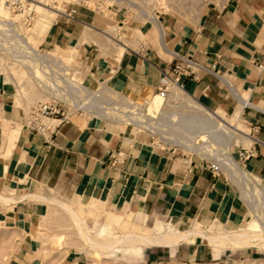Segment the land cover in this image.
I'll list each match as a JSON object with an SVG mask.
<instances>
[{"label": "crops", "instance_id": "crops-1", "mask_svg": "<svg viewBox=\"0 0 264 264\" xmlns=\"http://www.w3.org/2000/svg\"><path fill=\"white\" fill-rule=\"evenodd\" d=\"M124 12L117 10L114 16L121 32L132 36L120 58L115 49L103 55L99 44L107 43L98 27L103 23L81 9L73 10L75 20L65 16L50 24L47 33L50 25L44 23L41 46L55 53L74 50L86 87L105 85L134 100L156 93L176 56L192 60L199 68L181 78L183 90L210 111L232 115L239 109L251 140V155L242 168L264 190V0H229L189 18L164 15L160 27L128 19ZM86 27L95 33L88 31V39ZM18 87L11 72L0 69V194L11 189L15 197L53 192L85 211L131 215L148 229L230 232L245 222L247 204L230 172L197 154L161 144L152 133L132 125L99 123L80 115L47 126L28 112ZM34 200L23 198L13 205L0 200V232L19 240L8 264H41L34 226L48 204ZM200 240L192 236L172 247H145V261L213 260L209 245Z\"/></svg>", "mask_w": 264, "mask_h": 264}, {"label": "rangeland", "instance_id": "rangeland-1", "mask_svg": "<svg viewBox=\"0 0 264 264\" xmlns=\"http://www.w3.org/2000/svg\"><path fill=\"white\" fill-rule=\"evenodd\" d=\"M18 1L24 2L26 4L25 8L27 11L24 13L21 11L11 12L8 5L7 21L10 20L11 24L6 22L8 25L6 24L5 26L3 25L0 27V33H1L0 34V69H2L4 72H11L13 77L16 79L17 83L19 82V87H18L19 95L21 96V98H24L28 102L29 113H31V111L35 107H37L39 103H44L46 101L47 102L57 101L56 98L59 99V97L65 96L67 94V89L69 90L71 87H74V93L72 91V95H71L73 98L72 101H74L73 103H75L76 106H80V108L85 104H88L89 106L91 105L90 103L97 104L99 100H100L99 103L105 104L106 107L111 106L113 102L115 103L120 102L119 99L120 95L117 94L116 92L112 93L113 91H111V89H109L105 85L91 87V88L86 87L83 81L82 67L81 64L79 63V60L77 59V55H78L77 52H75L72 49H67L66 51H60V53H55L51 49L42 47L41 44L43 43V38L47 33L48 29L51 27V25L55 21H58L59 19L65 17L64 14L73 12V10L75 9L85 10L97 16L98 19H100L103 23L101 26L98 23V27L103 28L102 31L106 32L113 29L116 40H118L121 43H126L127 41L130 40L129 38H131L132 35L127 34L126 32H121V30L118 28L117 20L115 19L114 16L117 10H120V12L125 11L124 14H127L125 10L127 9V6L125 4L113 3L111 0H80V1L42 0L43 4L47 8L53 9L57 7L59 9L60 7H62L65 10L64 14H59L53 22H50L49 18H43L42 9L40 8V6L37 7L35 5V3L38 2L39 0L38 1L18 0ZM208 1H212V0H208ZM5 3H7V0H5ZM194 10L195 9H193V11ZM29 13H31L30 17H33V20L30 21L28 25L23 26L25 20L24 17ZM132 15L133 14H129V16L127 15V18L130 19ZM44 23L51 25L46 27V29H44L46 33L41 37H39L37 31L42 30L43 28L42 25ZM7 27L11 30H9ZM93 31L92 33L95 34ZM22 32L26 33L25 37L28 39V42L29 43L32 42L31 44L34 46L36 50H39V52L41 51L40 52L41 54H46L55 57L54 58L55 60L52 59L53 61L46 63L47 64L46 68L45 66L43 67L42 62L38 61L36 58H35L36 62L37 61L39 62L37 64L35 60L34 61L29 60V62H27L28 66L27 65L26 66L29 69L31 67L32 68L35 67L33 69L35 73L31 71L33 75L35 74L34 79L32 78L29 72L30 70L27 71L28 69L22 64H20L17 59V58H23V59L25 58L24 60L28 61L26 59L28 55H29V59L31 58L34 59L32 52L30 54V52L28 51L29 53L26 55L27 50H25L24 44L21 45L22 43L18 42L19 38L22 36ZM17 34L19 36H17ZM102 35L103 37L105 36L103 32ZM104 39L107 44L103 46L99 44V46L103 50L102 52L103 55L107 56L108 52H111L115 48L114 47L115 45L113 44L112 41L106 39V37H104ZM30 61L31 64H29ZM57 62H59L60 68L58 72L60 73V76L57 75L58 73L56 68L58 66ZM49 72H50V77L49 74L47 75V73ZM79 85H82L85 88L84 87L81 88ZM88 90L91 91V95L90 93H88ZM33 91L37 93H34ZM59 93L61 95H59ZM170 94L171 92L168 89L167 90L157 89L156 93L153 94L150 98L141 101L146 102L152 100L154 96H162L164 98V102L161 110L166 112L167 115H175L182 119L183 118L192 119L196 115L197 116L196 118H198L196 120H202L203 114H199V112L194 109L193 105H191L190 102L186 100L185 97H183V95L181 98L179 97V95L172 96ZM122 97H124V95H122ZM74 98L75 100L76 98L79 99V101L76 100L75 102ZM126 103L130 105L135 104V102H133L132 100ZM75 104L73 105L75 106ZM60 105L65 111V116L68 119L81 115L92 121H96L99 123H108L111 125L122 126L121 124L117 123L118 122L117 117H111V121L110 119L109 120L97 119L79 108L74 109V107H71L64 102H61ZM226 116L229 117L230 115H226ZM114 119L117 121H114ZM41 120L43 123L44 119ZM112 121L115 123H112ZM240 122L241 125L239 126V128L241 127L240 129L242 131H244L246 134H249V130L243 124L242 120ZM221 133L223 135L226 134L224 132ZM152 135L155 137L157 142H160L161 144H167L168 146L174 147L176 149L182 148V147L180 148V146L176 145L175 143L169 142L166 139L159 138L157 135L154 134ZM227 136H229L227 153L230 156H232L242 166L243 159L241 158V153H243L244 151H249L251 142L250 143L244 142V139L241 137V135L238 134L232 133V135L227 134L226 137ZM196 140L197 139L195 138L192 141L196 142ZM184 151L188 152L187 150ZM189 153L193 154V152L191 151ZM203 160L206 162L208 161L207 163L209 165L214 166L223 172L226 171L225 173H227V170L221 165L218 166L216 162H215L216 164L215 163L213 164L214 162L213 160L207 158H203ZM240 189H242L241 186ZM241 193L243 195V198L245 199V203L247 204L248 213L245 222L241 227H239V229L244 227L246 223L249 222L252 218L250 214L251 204L249 197L248 195H246V193L243 190H241ZM50 194H53L52 196H55L57 198L59 197L61 200H65L69 202V204H71L74 207H81L76 205L75 203H72L66 197L59 196L53 192H51ZM48 207L49 205H47V207L44 209L45 212L47 211V213H45L46 215H44L43 218L41 217L38 218L36 221L37 223L34 226L35 229L33 228L36 231V233H34L33 236L37 237V242L42 248L41 264H152L150 262L145 261L144 254L142 258L138 261L137 260L133 261L131 259H128L125 256H123L121 253H117L116 256L109 258L96 255L89 248L82 246V243L79 242V240L77 239V236L73 231V228L70 227L72 230L68 229V226H70L71 221L69 218H67L68 216L65 214V212L60 209L58 210L57 208L54 209L52 207L49 208ZM257 207L258 206L255 207L256 208L255 211L257 210ZM89 212L85 213V218L88 221L89 227L93 231H96L98 227L106 226L107 224H110L114 229H119V230L123 229L122 231H126V232L130 230L134 231L135 229L142 227L140 225L141 221L140 220L136 221L131 215L128 216L113 215V214L102 215L101 213L95 214L96 213L95 211L94 214H91ZM122 220H127V222H123ZM122 222L126 226L122 224ZM150 225L151 224L148 223V226ZM18 241L19 240L17 239V236L15 237V234L10 232H0V264H8L11 261V259H13L14 253L17 251L16 243ZM199 242L202 243V245H209L210 248H207V250L213 252V260L209 259L210 261H207L206 258L204 262L203 261L195 262L191 260L185 261V260L177 259L176 257H171L162 264H264L263 249L250 247L249 249L246 250L236 251L233 248L228 247L229 250L222 249L221 250L222 252L220 251V253L217 255L218 257H216L214 256L215 253L212 246H210L208 242H206L205 240L204 241L200 240Z\"/></svg>", "mask_w": 264, "mask_h": 264}, {"label": "bare ground", "instance_id": "bare-ground-1", "mask_svg": "<svg viewBox=\"0 0 264 264\" xmlns=\"http://www.w3.org/2000/svg\"><path fill=\"white\" fill-rule=\"evenodd\" d=\"M74 1H80V0H74ZM111 1L113 3L125 4L127 3L128 0H111ZM8 5L9 4L5 3V0H0V27L3 25L5 26L7 24L6 22L11 24L10 20L7 21ZM35 5L37 7L40 6V8L42 9L43 18H49L50 22H53L59 14L65 13L64 8L62 7H60L59 9L57 7L53 9L47 8L43 4L42 0L36 2ZM148 20L154 23L156 26L160 27L159 21L157 20L156 17L150 16ZM86 28L87 30L84 36L86 39H88L89 38L88 31H93L94 28L93 29L90 27H86ZM37 32L39 37L44 35V33L41 30ZM103 33L106 39L113 42V44L115 45L114 46L115 56L117 58H120L128 46H126L125 43H121L118 40H116L113 29ZM17 36L19 35L17 34ZM25 36L26 33L22 32V36L19 38L18 42L19 43L21 42L22 43L21 45L24 44V48L25 50H27L26 55L29 52L30 54L32 52L34 59L33 58L29 59V55L26 58L28 61H25L24 60L25 58L24 59L17 58V59L20 64H22L28 69L27 71L30 70L29 72L32 78L34 79L35 74L33 75L31 71L34 72L33 69L35 67L34 68L31 67L29 69L27 67L28 66L27 62H29V60L31 61L35 60L36 62L37 59L38 61H41L43 67L45 66L46 68L47 66L46 63L53 61L52 59H54L55 57L46 54H41L40 53L41 51L39 52V50H36L34 46L31 44L32 42L29 43L28 39ZM31 61L29 64H31ZM38 61L36 62V64L39 63ZM48 74L50 77V72L47 73V75ZM167 89L171 92L170 95L172 96L179 95V97L182 98L183 95V97H185V99L188 100L191 105H193L194 109L197 110L199 114H203L202 120H196L198 119L196 118L197 117L196 115L194 116L195 118L193 117L194 119L192 117H191L192 119L189 118L182 119L175 115H167L166 112L161 110L164 102V98L162 96H154L152 100L145 102L141 100L139 101L134 100L127 96L122 97V95H120L119 97L120 102L118 103L113 102L112 104L110 103L111 106L109 107H106L105 104L99 103L100 102L99 100L97 104H92L89 102L91 104L90 106L88 104H85L80 108V106H76V104L73 103L74 101H72L73 98L71 95H72V91L74 93V87H71L69 90L67 89V94L65 96L59 97V100H62L64 103L68 104L69 106L74 107V109L79 108L95 118H99L103 120L110 119L111 121V117H117L118 119L117 123L121 124L122 126L132 125L138 130L148 131L154 135H157L159 138L166 139L171 143H175L176 145L180 146V148L182 147L181 149L183 150H187L188 152L191 151L199 155L200 157L213 160L214 161L213 164L216 162L218 166L221 165L222 167H224L228 172L234 175L235 180L240 184L242 188L241 190H243L246 193V195H248L250 200V204H251L250 214L252 218L241 229L230 232L227 231L180 232L175 229H167L160 226H156L154 229L140 227L135 229L134 231L130 230L126 232V231H122L123 229L122 230L114 229L110 224H107L106 226H100L97 228L96 231H93L89 227L88 221L85 218V213L89 212V210H87L88 207H85L87 210L85 211L83 207H74L71 204H69V202L65 200H61L59 197L57 198L52 195L51 196L42 195L40 194L41 192L26 194V195H23L22 193L23 196L19 197L18 195V197H15V195L13 194L15 192H12L13 190L11 189V192H9L8 194L7 193L0 194V200H2L5 203V205H7L8 203L15 204L17 200H21L23 198H31L32 200L34 199L36 201L38 200V202L41 201L45 205L48 204L49 207H52L54 209L57 208L58 210L59 209L63 210L65 214L68 216L66 217L69 218L71 221V224L70 226H68V229L73 228V231L75 232L79 242L82 243V246L89 248L96 255L103 256L105 258L114 257L116 256L117 253H121L123 256H125L128 259H131L133 261L134 260L138 261L142 258L143 250L145 247L152 245H163L166 247H172L177 243H179V241L188 239L189 237L192 236L201 237L206 242H208L212 246L215 253L214 256L216 257H218L217 255L220 253L222 249L228 247L233 249H247L250 247H256L264 250V190L259 186V184H257V182L252 181L249 178L250 176L242 168V166L232 156H230L227 153L228 139H229V136L226 137L227 134L232 135V133H234L241 135V137L244 139V142L246 143H250L251 141L248 134L242 131L240 129L241 127L239 128V126L241 125L239 109H237L235 113L227 117L226 114L223 113V111H218V112L210 111L205 107H203L201 104L192 100V98L190 99L186 95L185 91L178 85L169 84L167 86ZM88 93H90L91 95V91L88 90ZM59 95L61 94L59 93ZM131 100L135 102V104H133L134 106L126 103ZM73 104H75V106ZM114 121L117 120L114 119ZM57 122L58 121L52 119L43 120V123L47 126L51 124H55ZM112 123L115 122L112 121ZM221 132L226 133L224 134L225 136ZM195 138L197 140L196 142H193L192 140ZM256 206L258 207L257 210L255 211ZM8 209H11V207L9 206ZM45 213H47V211ZM89 213L94 214V211L90 209ZM122 221L127 222V220H122ZM123 222L122 224H124Z\"/></svg>", "mask_w": 264, "mask_h": 264}, {"label": "built area", "instance_id": "built-area-1", "mask_svg": "<svg viewBox=\"0 0 264 264\" xmlns=\"http://www.w3.org/2000/svg\"><path fill=\"white\" fill-rule=\"evenodd\" d=\"M201 1V2H200ZM229 0H128L125 5L127 6L126 13L133 14L131 18L143 21L150 22L148 18L154 16L159 21L160 18L164 15L173 14L182 16L185 18L196 16L204 7L209 5H218L223 6ZM130 2V3H129ZM200 2V3H199ZM11 12H26V4L18 0H7ZM100 7V6H99ZM193 9H195L193 11ZM29 11V10H28ZM68 19L75 20L74 14L72 12L64 14ZM31 13L24 17L23 26L28 25L30 21L33 20V17H30ZM57 72L59 71V62ZM199 66L194 63L192 60L176 56L174 58L173 66L170 70L164 71L160 80L158 89L167 90L169 84H175L180 86L183 89V86L180 84L182 77H190L194 75L195 69ZM57 75L60 76L58 72ZM81 88L84 87L79 85ZM85 88V87H84ZM57 101L39 103L37 107L32 110L33 118L38 121L41 119H52V120H67L65 116V111L60 105L62 100L56 98ZM79 101V99L76 98ZM75 100V102H76ZM59 101V102H58ZM251 155L250 151H244L241 153V158L244 160L248 159Z\"/></svg>", "mask_w": 264, "mask_h": 264}]
</instances>
